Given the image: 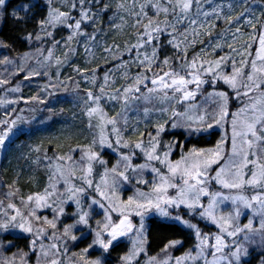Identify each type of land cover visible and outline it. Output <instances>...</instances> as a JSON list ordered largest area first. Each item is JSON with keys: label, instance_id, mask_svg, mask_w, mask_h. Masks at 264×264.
Here are the masks:
<instances>
[{"label": "snow or ice", "instance_id": "snow-or-ice-1", "mask_svg": "<svg viewBox=\"0 0 264 264\" xmlns=\"http://www.w3.org/2000/svg\"><path fill=\"white\" fill-rule=\"evenodd\" d=\"M253 2L261 8L259 16ZM9 4L0 0V23L6 16L19 25L32 22L34 30L21 27L18 37L32 50L15 57L5 54L0 64L15 65L18 72L12 75L24 72L27 81L48 77L40 88L47 96L55 94L49 89L68 91V83L60 79L65 64L91 87L81 89L80 80L67 78L89 135L85 143L69 144L52 156L40 145L31 149L36 154L32 163L43 165L46 183L27 194L17 181L6 185L0 237L27 235L37 264H108L111 250L124 240L129 247L119 264H141L142 255L143 264H248L252 250L259 253L258 264H264V0L215 6L212 0ZM243 26L252 31L241 42ZM126 28L130 31L122 43H107L111 30ZM81 47L88 63L99 50V59L112 63L120 75L109 68L99 77V65L82 69L72 64ZM0 49L16 50L3 39ZM132 67L138 70L132 73ZM221 82L230 91L217 90ZM10 83L0 78L7 92L21 91L19 84L7 87ZM233 98L241 103L236 111H230ZM20 100L47 103L37 94L0 99V105ZM24 111L12 107L0 116V148L19 125L28 123ZM214 128L223 130L214 145L186 147ZM170 130H181L184 142L166 141ZM126 191L132 194L125 197ZM246 214L247 222H242ZM153 217L182 225L193 237L191 247L174 256L172 250L184 241L167 239L159 252L148 255L146 221ZM209 225L215 230L205 231ZM78 243L86 246L69 256V245ZM13 246L11 240H0L2 249ZM92 252L98 254L93 257ZM27 257L18 250L0 264H28Z\"/></svg>", "mask_w": 264, "mask_h": 264}, {"label": "rangeland", "instance_id": "rangeland-1", "mask_svg": "<svg viewBox=\"0 0 264 264\" xmlns=\"http://www.w3.org/2000/svg\"><path fill=\"white\" fill-rule=\"evenodd\" d=\"M115 0H113L112 3H114ZM221 2V1H218ZM251 2V0H250ZM256 3H252V8L255 10L256 15L259 16L261 9H255ZM211 11V8H208L206 10ZM241 24H243V20L241 21ZM242 31L245 33L243 37L240 38L241 42L246 40L248 38V34L251 33V29L247 26L242 27ZM124 35L122 32H116L110 31L109 36L106 38L107 41L115 39L116 42H120V38H123ZM5 50L6 49H2ZM31 48H27L26 51H31ZM83 50V49H82ZM3 51L0 52V59L3 58L7 52ZM61 51H63L61 49ZM61 51H57V53H61ZM226 51V49H225ZM95 52H99V50H96ZM84 53V51H83ZM223 54V53H221ZM85 55V53H84ZM87 56L85 55V58ZM87 61L89 59H86ZM72 61H74V64L77 66H81V64L72 57ZM84 62L87 63L88 62ZM34 66V62H30ZM85 65V66H86ZM83 67V69L85 68ZM6 68V70H5ZM73 69V68H72ZM55 68L51 69V72H55ZM61 71V77L60 79L65 80L68 85L70 84L68 91L65 92L64 89L61 87L59 89H49V91H53L55 94L53 96H47V93H43L42 95L39 94L42 98H45L47 100V103L45 105L40 104H32V105H26L24 102H22V106H14L18 109L24 108L25 111L21 113L23 116H25L28 120V123L19 125L18 129L16 130L15 135L12 137V139L8 142H6L5 147L0 148V199L4 198V194L8 191L6 185L11 184L13 181H17L16 186L20 188L22 194H27L31 191H35L38 188H42L44 184L46 183V174L45 170L43 168V165H40L37 167L32 163V161L35 159L36 154L31 151L34 147L40 145L43 148L48 150V155L52 156L54 151H61L67 150V147L69 144H72L74 147L76 143H85L86 137H88L89 133L86 129V122L87 118L83 115L81 111V105L78 103V99L76 95L72 94V88L74 85L71 83V81H68L67 78L69 76L73 77V75L68 74V70L64 67L60 69ZM18 72V68L15 65H3L0 64V78H7V79H13L21 75V80L17 82L16 84L12 85L11 87L16 86L19 84L20 89L21 85L26 83L30 85L31 87L37 88L39 87V84L44 85L48 82V77L44 76H38L33 77L30 81L24 80L23 77L26 73L20 72L18 75L13 76V73ZM102 77V76H101ZM77 80H80V87L90 88L91 85H89L85 80L81 79L79 76L76 75ZM53 81H55V78L53 77ZM9 87V85L7 86ZM10 88V87H9ZM217 90H226V85H223L222 82L217 85ZM208 91H212V89H209ZM61 94H69V97H67V106L63 109L56 108L60 103H62L61 99L64 97H57V95ZM29 95H33L32 92L29 93ZM17 96V97H16ZM22 96V92L12 93L7 92L5 90V87L0 86V99H18ZM23 97V96H22ZM29 97H26L24 99H27ZM23 101V100H21ZM198 102H202L198 98ZM241 106L240 101H237L235 98H233L230 101V111H236L238 107ZM29 107H34L37 110L36 111H29ZM7 105H0V114L2 113L4 115L5 111L8 110ZM51 108L52 111L49 112L48 109ZM62 109V110H61ZM74 109V110H73ZM111 113V109H109ZM132 115V114H130ZM133 118L134 115H133ZM64 126H66L64 128ZM222 129L220 128H214L211 132L210 136L207 137H199L203 139H199L197 137H193L191 139L190 143L186 144V147H191L193 145L197 147H210L215 144V142L220 139V136L222 134ZM164 139L172 140L177 139L181 142H184V135L182 134L181 130H175V133L173 134V131L170 130L168 134L164 136ZM204 143L203 145L200 143H197L196 141ZM213 141V142H207V141ZM63 145V149H58L57 145ZM51 153V154H49ZM179 150H177V153L174 154V158H178ZM142 162V161H141ZM33 180V181H32ZM32 181V182H31ZM131 191H126L124 193V196L131 195ZM245 194L250 195L251 190H248ZM18 203V201H17ZM71 209H69L70 211ZM47 214V213H46ZM159 218V217H157ZM161 219V218H159ZM138 220V218H136ZM163 220V219H161ZM167 221V220H166ZM150 220L146 221V227L148 228V223ZM172 222V221H169ZM242 222H247V214L242 217ZM182 226V225H181ZM208 230H215L212 226ZM205 230V231H208ZM10 235V236H9ZM28 237L24 234H5L4 236L0 237V240H3L5 243H7L9 240L12 241V244L14 245L11 248L8 249H2L0 248V260H2L5 257H12L13 254L18 255V250H23L24 252H27L25 249L26 246H29L28 244H23L21 241V238ZM29 238V237H28ZM30 240V239H27ZM183 240V239H182ZM184 241V240H183ZM45 245L50 243V241L45 240ZM123 245H120V244ZM119 243V252H117L116 260H114V257L110 254V256L107 257L108 264H119V257L124 254V252L129 247V244L127 240H124L123 242ZM193 243V237L190 244L183 247H177L176 249L172 250V255L179 256L181 255L185 250H187L189 247H191ZM117 245V246H118ZM85 243H78L76 246L69 245V253L68 255H71V252H79L81 248L85 247ZM29 252L31 249H27ZM39 250V246H38ZM148 251V250H147ZM159 252V251H158ZM254 252H257L255 250H252L251 255H253ZM38 253V251H37ZM157 253V252H156ZM156 253H148V255H155ZM98 253L92 252L91 255L94 257ZM255 254V253H254ZM249 256V258L251 257ZM211 258V257H209ZM248 258V259H249ZM146 259L143 255L141 256V264H143V261ZM35 264H37V257L35 259Z\"/></svg>", "mask_w": 264, "mask_h": 264}, {"label": "trees", "instance_id": "trees-1", "mask_svg": "<svg viewBox=\"0 0 264 264\" xmlns=\"http://www.w3.org/2000/svg\"><path fill=\"white\" fill-rule=\"evenodd\" d=\"M218 1H221V2H218ZM19 2H20V0H10L9 7L10 8L16 7ZM111 2H113V0H111ZM117 2H118V0H115V2L113 4H115ZM231 2H233V0H212V5L215 6V4H217V3H222V4L226 5V4L231 3ZM208 8H211V7H209L208 4H205V9H208ZM255 9L260 10L261 8L258 5H255ZM240 10L241 9H239V8L236 9L237 12H239ZM208 11H210V9ZM41 14L42 13L39 10H37L38 18ZM109 15H111V13ZM117 23H119V21H117ZM21 27L26 28V31H33L35 25L32 22H29L27 25H19L10 16H7L6 21H5L3 27L0 31V39L12 42L14 44L15 49H16L14 52H9L7 50V55H9L10 57H15V56L19 55L20 53H23L28 48L27 45H25L20 39H18V37H22V35H23V33L20 31ZM112 31H114V30H112ZM129 31H130V29L126 28L124 30V32H122L124 37L120 38L121 41L119 43H122L125 39L128 38L126 33ZM65 35H66V33H65ZM57 38H59V35L57 36ZM112 42H113V40L107 41L108 44H111ZM82 49H83L82 47L79 49L78 54L76 56H74V59L77 60L81 64V66H79V67L83 69V67L86 65V63H84V62H86L87 61L86 59H89V57L87 56L85 58V55H84ZM59 51H61V50H59ZM56 55H60V53H57ZM95 55H96L97 59L95 61H93L92 63H87L85 68H94V67H97V65H99V67L97 68V73H96L97 76H99V77L103 76V74L106 71H108L109 68H112L113 72H116V69L113 67L112 63L106 64L104 62V60L99 59V57L101 55L100 51L95 52ZM109 59H111V58L109 57ZM124 59H128V57L125 56ZM113 63H116V62H113ZM72 64H74V61H72ZM65 68L68 70V74H71L74 76V78H76V73L73 71V69L70 65L65 64ZM5 70H6V68H5ZM137 70L138 69H136L135 67L131 68L132 73H135ZM116 75L119 76L120 73L116 72ZM19 80H21V75H19L16 78L10 79L11 83L9 84V87H11L12 85L19 82ZM42 86L43 85L39 84V87L37 88V91H36L35 86L31 87L30 85H28L26 83L22 84L21 85V92H22L23 98L31 97L33 95H37V93L42 95L43 93L40 92V88ZM69 86H70V84H69ZM81 89H86V88L83 87ZM209 89H211V88H209ZM209 89H207V90H209ZM30 92H32L33 95H29ZM72 94H74V93H72ZM83 94H84L83 91H81L80 95L83 96ZM57 97H64V98L61 99L62 103H60L56 108H58V109L62 108L63 109L64 107H66L67 102H68L67 97H69V94H61V95H57ZM22 102L23 101L20 100V102L18 104H16V106H18V107L22 106V104H23ZM7 106L9 107L8 110L10 111V109L12 107H14L15 105L14 106L13 105H7ZM65 127L66 126H64V128ZM199 139H203V138H199ZM196 142L200 143L202 145L204 144L202 142H199V140ZM207 142L211 143L213 141L209 140ZM49 154H51V153H49ZM162 221H159L157 219H152V221H151V225H150L149 230H148V236H149L148 253L151 254V253H156V252L160 251V248L163 246L164 243L167 242V239H175V238H181L182 237V238H185L186 244L190 243L192 241V236L189 234V231L187 229L183 228L179 224H175V223L170 224V223H165ZM201 226L204 227L203 224ZM208 229H209V227L205 228V230H208ZM27 239H30V238H28V237L21 238L22 243L23 244H28V242L30 243V240H27ZM120 245H123V244L121 243ZM120 245L114 247L113 251L119 252L118 249H119ZM25 246L27 249H30V245L29 246L25 245ZM27 249H25V250L28 253V257H27L28 264H35V259L37 257L36 254H34L32 251L29 252ZM37 251H39L38 245H37ZM254 253L248 259V264H258L259 253L258 252H254Z\"/></svg>", "mask_w": 264, "mask_h": 264}, {"label": "flooded vegetation", "instance_id": "flooded-vegetation-1", "mask_svg": "<svg viewBox=\"0 0 264 264\" xmlns=\"http://www.w3.org/2000/svg\"><path fill=\"white\" fill-rule=\"evenodd\" d=\"M6 17H7V16H6ZM6 17H5L4 21H3L2 23H0V31H1L3 25H4L5 21H6ZM3 51H5V50L0 49V52H1V53H2ZM5 52H7V50H6ZM0 116H3V114L1 113ZM162 222H164V221H162ZM165 223H170V224H172L171 222H165ZM210 227H211V226L209 225V228H210ZM111 255L114 257V260H115L116 257H117V252H114L113 249H112V250H111Z\"/></svg>", "mask_w": 264, "mask_h": 264}]
</instances>
